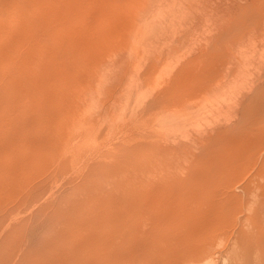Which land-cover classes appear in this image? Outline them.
<instances>
[{
  "label": "rangeland",
  "instance_id": "374dc122",
  "mask_svg": "<svg viewBox=\"0 0 264 264\" xmlns=\"http://www.w3.org/2000/svg\"><path fill=\"white\" fill-rule=\"evenodd\" d=\"M47 1L34 0L30 4L34 13L47 15L44 22L51 26L49 38L61 42L66 34H70L72 40L77 41L83 36L86 41L84 44L68 43L69 47L62 51L50 49L48 55L55 53L49 59L55 57L52 60L62 61L59 68L62 69L63 64L62 70L70 71L72 76L47 86L49 93L44 99L24 98L16 91L18 89H6L14 75L10 79L0 73V88L3 86L0 89V97H3L0 101V264H147L155 254L149 255L150 248L145 252L142 249L147 248L146 243H152L156 228L157 233L162 234H159L161 237L156 234L158 237H153V241L160 237L166 250L161 247L157 254V249L153 248L156 250L153 253L165 254L169 248L166 245L174 246V240L170 242L175 232L172 225L174 207H160L165 216L173 213L172 219L164 217L156 228L152 227L157 220L154 218L157 211L145 205L147 212L141 208L144 213L137 212L139 208L131 204L134 195L128 196L125 190V196L124 189L134 176L142 175L146 180L149 176L159 187L162 178L174 180L177 175L184 179L187 173L213 165L208 157L200 158V161L190 156L185 162L184 156L190 155L189 151L192 155L201 150L204 146L200 139L202 131L209 130L216 121L224 120L225 112L218 113L217 109L231 102L238 87L250 82L247 71H241L239 76L236 74L237 68H233V63L227 59L230 56L223 43L233 42V54L239 59L249 53L248 49L240 48L233 41L234 33L223 34L221 37L225 39L222 40L212 31L214 25L229 19L243 0H72L79 7L78 13L74 14L65 9L71 0ZM22 2L0 0V10L5 12H1L4 13L2 17L0 13V43L3 45L6 41L3 47L12 40L23 39L28 29ZM42 2H46L45 5ZM213 10H222L223 14ZM60 25L66 28L61 30ZM45 32L42 37L47 35ZM218 38L220 43L217 44ZM211 39L217 46L209 44ZM26 43L20 47H26L27 56L38 49H34L38 44ZM249 46L258 57L264 53V42ZM21 48L17 51L21 54L19 58L23 57L21 64L24 65L23 62L30 61L24 51L21 53ZM203 51L214 57L212 54L205 56L207 53L201 56ZM0 59L1 63L3 59ZM19 62L18 67L21 66ZM16 65L13 64L14 70ZM215 65L218 74H222V87L205 91L209 86L203 79L207 69ZM4 66L0 72L3 69L7 73L9 69L6 71ZM9 66L12 72H8L15 73ZM185 68L195 75L198 72L199 80L194 74L189 76ZM247 69H252V65L246 63L244 71ZM4 90H7L6 95ZM259 103L261 108H258ZM255 105L258 131L263 132L264 99H258ZM244 123L240 124L239 130H234L235 125H231L234 128L227 126L226 132L245 134ZM253 139L257 143L255 156L250 160L245 157L249 161L245 159L244 166L241 164L243 167L229 168L232 174L234 170L238 172L240 185L255 173L256 157L258 161L263 158L264 133L254 135ZM224 143L220 141L217 146L221 147L220 151L218 148L214 151L215 154L221 152L220 160L228 148L233 150L228 152L230 158L234 156V149L230 145L225 147L227 144ZM220 171L219 167L216 175H221ZM239 205L228 216L226 214L224 221H219L221 227H213L210 231L208 242L214 240L209 244L215 246L216 253L208 259V264H264V257L256 259L258 252H252L257 250L256 245L249 246L253 243L252 238L247 237L250 230L245 231L251 220L247 217L249 203L243 207ZM128 210H133V219L130 212L125 214ZM114 215L115 221L112 220ZM126 216L132 220H127ZM170 219L171 225H166ZM249 227L254 231L251 222ZM119 232H125L126 236L119 237L112 246ZM243 232L247 233L246 238L241 234ZM137 242L145 243L141 249L137 248L141 253L135 250ZM157 242L152 243L154 247L160 246L161 242ZM247 246L251 249H246ZM169 249L172 252H167L170 255L165 254L164 258L171 260L168 262L155 256L160 261L154 259L155 263L175 264V249Z\"/></svg>",
  "mask_w": 264,
  "mask_h": 264
},
{
  "label": "bare ground",
  "instance_id": "6f19581e",
  "mask_svg": "<svg viewBox=\"0 0 264 264\" xmlns=\"http://www.w3.org/2000/svg\"><path fill=\"white\" fill-rule=\"evenodd\" d=\"M22 1H23L22 2L23 5H24L23 17L28 22V24H27L28 29H26V31H25V34H24L25 36L23 35L24 38L20 39L19 41H17V40L13 41L12 40L13 43H11L12 41L8 42V44L5 47H3V46L6 43V41L3 45H2V43H0L1 44L0 50L1 51L4 50L3 53L0 52V57H2V59H3L0 64H2L3 66L6 65V68H7V69H5L6 71L8 69H9L8 71H10V68H8L7 65L9 66L12 64V66H9V67H12V69H13V71H15V73H10L12 71H10V72L7 71V73H6L5 71H3L4 68L2 65H0V70H1V68H3L2 72H0V73L4 78H10V77H13V75L15 77V78L13 77L12 79L10 78L11 79L9 81L10 84L7 85L6 89H18L16 91L19 92L20 94H22V96L24 98H30V99L31 98H33V99L43 98L44 99L46 94L49 93L47 86H50L51 84H53L55 82H56V84H58V82H61L64 79L67 80V79L71 78L70 76H72L70 71L65 72L62 70L64 67V66L62 67L63 64L61 65L62 69L59 68V65H60L59 62L63 63L62 61H60L58 59H56L57 61L52 60L55 57H53L50 60L49 59L51 57L50 55L55 53L56 50L57 51L65 50L66 47H69L68 43L72 44L75 41V39L72 40L70 34L69 35L66 34L65 37L62 38L61 42L60 41L53 42L51 40L53 37L50 36L51 38H49V35H50L49 31H50L51 26L48 27V25L44 22L47 15L45 13L36 14L33 12V10L31 9L32 5L30 3H31V1H34V0H22ZM56 1L54 0L53 2H56ZM73 2L74 1H72V0L69 1V4L66 5V7H65V9H67L68 13H70V14L72 12L74 14L75 12L78 11L77 8H79L78 5L77 4L75 5V3H73ZM173 2H174V0H173ZM42 3H44L43 5H45L46 2H42ZM234 4H232V6ZM229 5H231V4H229ZM174 7H175V4H174ZM212 7H213V5H212ZM226 7H228V6L226 5ZM220 8H219V10H220ZM228 8L231 9L230 6ZM234 8H232V9H234ZM214 9H216V8H214ZM234 10H237V11H234ZM234 10H232V11H234V13H232V11H231L232 15H230V16H229V13H227L229 16V19L228 18L225 19L226 21H224V22L220 21V25L219 24L214 25V27L212 28V31H213V34L216 32L217 35H220L218 37H221V36L223 37L224 36L223 34H225L227 32L231 33V34L234 33V36H232L234 38L233 41L237 42V45H239L240 48L245 47L248 49L247 52H249V53L247 55H244L245 61H243L244 58L239 59L236 56H234V54H233L234 52L232 51V49L234 47L233 42L228 43L227 41H225L223 43L227 46V47L224 46V48L227 50L228 56H230L227 59L229 60L230 63H233V65L236 66L235 67L232 65L233 68H235V69L237 68L236 74H238V76H239V75H241V71H242V73H245L247 71V73L251 76L249 79L250 82H249V84H245L246 87H244L245 85L238 87L236 93L230 98L231 102H228V103L224 104L223 106H221L217 109L218 113L222 112V111L225 112L224 120H223V122H217L216 121L214 124L209 126L210 127L209 130H203L202 131V133L200 134V139H202V144H204V146L202 145L201 150L197 151V153L194 152L197 155H195L194 153L191 155V151H189L190 153L189 152L188 153L190 155H188L186 153L184 156V159L186 158L185 162H187V159L190 156H193L194 158H199V160H200V158L205 159V157L206 158L208 157V158H211L213 165L208 167V168L205 166L204 168H206V169L201 168V169H198V171H192V173H190V174L187 173L188 176H186L184 179L181 178V176L178 177L177 175L174 177V180H172V178H162L161 177L163 180H162V182L160 181L161 184H159V182H158V185H160L159 187H157V185H155V182L152 181L153 179L151 180L149 178V176H148L147 180L142 175L134 176V178H132L131 181L129 180V182H127L130 185L128 184L129 186H127L124 189V193H125V190H127L126 192L128 193V196L134 195L133 197H135V199L133 200V198L131 197L133 202H131V200H130V202L132 205L133 204L135 205V208L136 207H137V209L139 208L137 210V212L140 210V208L142 209V211H143V209H145V211H146L147 206L149 207V209L152 207L153 209H151V210L157 211V213H155V215H154L155 217L154 216L151 217L152 219H153V217L157 219L156 221L153 220L155 222L152 221L154 224H152V222H151L152 227L156 228V226L159 225L160 221L162 222L165 219L171 218L170 215L173 214V213L169 214L170 210L165 209V210H168V212H169L165 216L166 213H164L163 210L160 212V210H159L160 207H166V208L174 207V215H172V217L174 216V218H173L174 223L172 225H174V231L175 232H174V239H170V242L171 241L173 242V240H174V246L171 244L172 246L166 245V247H169V248L172 247L173 250L175 249L174 250V254H175L174 263L175 264L176 263L182 264V262L187 263V264H199L200 262H203V261L204 262L207 261L206 264H208V259L211 258L212 256H214L216 253V251L214 250L215 246L213 247L211 244H209V243H213L214 240L211 242V240H212L211 239L208 242V240L210 239L209 236L211 234L210 231L213 229V227L214 228H217L218 226L221 227L222 226L221 222L224 221L223 219L229 215V212L231 213V211L233 209H235L236 206H238L239 204H240L239 206L243 207L248 201H249L248 202L249 206L247 209H249L248 211H250V214L247 217H249L251 219L250 220L251 225L254 227V228L251 227L252 230L254 229V231H251V229L249 227L250 222H248V225L246 226L247 230H245V231L250 230V231H248L249 235H247V237L248 238L251 237L252 239L251 238L250 239L253 240L252 241L253 243L251 242L252 245H249V241H248V245L251 247L256 245L257 250L256 251L251 250L253 253L258 252V253H256L258 255L255 256L256 259L259 257H261V258L264 257V252H263L264 251V226L262 225V224H264L263 223L264 222V217H263V215H264V152H263V158L260 159L259 161L257 160L259 158L256 157L255 161H257L256 162L257 163V165H256L257 169H256L255 173L250 177L249 180L247 179V181H244V183L241 185L238 184V182L240 181L238 179V176H239L238 172H236L234 170V172H233L234 174H232V173H230V169H229V168H232L231 166H233V169L237 168L238 167L237 165L241 166V164H242L244 166L246 161H245V163H243V161L245 159H247L245 157H248V159L250 160L251 158H253L255 156V154H256L255 153L256 152L255 147H256L257 143L254 142L253 137H254V135L264 133V131L263 132L258 131L259 130V127L257 124L258 110H256V105H255V101H257L258 99H264V53L260 54L261 57H258L255 53H253L251 51V46H249L251 44L255 45L258 41L264 42V0H243V3L238 4L237 9H234ZM63 11H62V13H63ZM140 11H142V9ZM214 11L216 13L220 12V11L213 10V12ZM1 12H4V11L0 10V13ZM221 12H222V10H221ZM3 14L1 15V17L3 16ZM70 14H69V16H71ZM222 14H223V12H222ZM218 15H220V14H218ZM222 17L223 16H221L220 18H222ZM73 18H75V17H73ZM224 18H225V16H224ZM65 20H64V22H65ZM58 24H60V23H58ZM13 26H14V24H13ZM208 27H210V26H208ZM63 28H66V26L60 25V29L63 30ZM55 30H57V29H55ZM8 31H10V29ZM8 31H5V32H8ZM1 32L4 33V30H2ZM43 32H45L44 34L45 35L47 34L48 36L46 35V36L42 37L41 34ZM231 34H229V35H231ZM10 35H13V34L10 33ZM19 35H21V33ZM73 35H75V34L73 33ZM2 36H4V35H2ZM40 37H42V38H40ZM212 37L214 38L213 35H211V38ZM222 37L220 39H222ZM228 37L229 36H227L226 38H228ZM9 38H11V37H9ZM13 39L15 40V38H13ZM41 39H43V41H41ZM224 39H222V40H224ZM22 40H24V43ZM76 40L77 41H75V42L77 44L78 43L84 44L86 41V40H84L83 36L77 38ZM214 40H215V38H214ZM218 40H219V38H218ZM218 40L216 39V41H218ZM26 41H31V43L34 42L33 44L36 43V45L38 44V46H39V47L38 46L34 47V49L35 48H38V49L36 51H34L32 54H29L28 56H27L28 53H26L28 51H24V49L26 47L24 49H22L20 47L23 44H27ZM211 41H212V39L210 40L209 44L210 43L213 44L214 41H212V42ZM226 42H227V44H226ZM9 43H10V45H9ZM218 43H220V40H219V42H217V44ZM71 44H70V46H71ZM217 44H215V45L213 44V45L217 46ZM214 46H213V48H214ZM208 47L209 46H206V48H208ZM19 48L22 49V50L20 49L21 53L23 51H24L23 54L26 53L25 57L29 58L28 61H30L29 62L30 64L26 63V62H23V63H25L24 65L21 64L22 63L21 60L23 59V57L21 56L22 58L21 59L19 58L21 55V54L19 55V51H17V50H19ZM27 48H29V47H27ZM50 49H54L55 52H52L51 54L49 53L50 55H48V52L50 51ZM206 50H209V48ZM216 50H219V49L216 48ZM207 52H205V53H207ZM29 53H31V52H29ZM205 53L203 51V54H201V56L204 55ZM211 54L207 53L205 56H208V55L210 56ZM212 57H214V55ZM59 58L62 59L61 57H59ZM18 60H20L19 63L21 64V66L23 65L24 67H21V66L18 67L19 66V64L17 63ZM15 63L17 64L15 66L16 70H14V66H13V64L15 65ZM208 63H206V64L208 65ZM246 63L251 64L252 69H247L244 71ZM28 64L30 65V67ZM26 66H28V68ZM228 68H230V66ZM185 69H186V72H189V70H187L188 68H185ZM190 71L195 72L197 70H190ZM207 71L208 72H206V76L203 80H205L204 84L206 86H209V87L205 88L204 90L205 91H206V89H208L207 91L213 90L214 87L216 88V86L221 88L222 82L220 79L222 78V74L221 73L218 74V67L215 65V66L207 69ZM228 71L230 72V70H228ZM8 73H10L12 75L9 76ZM189 73H190L189 76H193L191 74H194L192 72H189ZM189 73H186V74H189ZM196 73L198 74V72H196ZM231 73H230L231 75L234 74L232 71H231ZM189 76L187 75V77H189ZM229 77L230 76H228V78ZM189 78H191V77H189ZM198 80H199V78H198ZM9 82H6V83H9ZM53 85H55V84H53ZM1 88H3V86ZM205 91H203V92H205ZM2 92H3V94H5L7 92V90H4ZM0 94H2V93H0ZM1 98H3V97H0V101H2ZM261 107H262V104L259 103L258 108H261ZM200 112L201 111H199V113ZM262 112H264V111H262ZM207 114H208V112H207ZM201 115H203V114H201ZM200 116H199V118H200ZM244 121H245L244 127L245 128L247 127V130L244 129L245 131H247V132H245V134H242V135L235 134L236 131L234 133L232 132V134L229 132H226V131H228L227 129H229V128H227V126L231 128L235 125L236 128H234L235 127L234 126L233 127L234 130H237V129L239 130L240 124ZM231 125H233V126H231ZM196 138H198V137H196ZM221 138H223L222 139L223 142L225 141V143L227 144V146H225V147H228L230 145L229 147H232L234 149V152H233L234 156L231 155L232 158H230V154H229L233 151V150L230 151L231 148H230V150H228L229 148L228 149L226 148L227 152H226L225 156H223L224 155L223 153H222L223 155L221 154L224 157L223 158L221 156L223 158L222 160H220L221 158L219 156V153H221V152H217L215 154V152H214L216 150L215 148H218L217 147L218 144L220 143V141H222V140H220ZM220 148L221 147L218 148L219 151H220ZM199 149H200V147H199ZM179 153H182V152H179ZM260 154H262V153H260ZM260 154H259V156H261ZM182 155H184V152ZM182 155H180V158L182 157ZM227 155L229 158L226 157ZM204 161H207V159ZM203 162H202L203 165L209 164L208 162H206V163H203ZM218 163H220V164H218ZM253 163H255V162H253ZM243 166H241V167H243ZM256 166H255V168H256ZM219 167L221 170L220 173H222V174L216 175V173H217L216 171L219 170ZM209 168L211 170L207 171V169H209ZM255 168H253V169H255ZM232 171L233 170H231V172ZM253 171L251 172V174L253 173ZM225 172H227V173H225ZM213 173H215V174H213ZM236 173L238 176L236 175ZM237 180H239V181L237 182ZM125 181H128V180H125ZM241 182H243V181H241ZM238 189H239V191H236ZM127 193H125V196H127ZM125 201H126V199H125ZM248 203L246 205H248ZM145 205H146V207H145ZM133 206H132V208H133ZM244 208H246V207H244ZM142 211L140 210V213H144ZM129 212H130V210H128V212L125 214L128 215ZM132 212H133V210H131L130 214H132ZM153 212H151V213H153ZM226 214H227V216H226ZM132 215H129V216H131L133 219L135 217L134 216L135 214H132ZM151 215H149V217ZM246 215H248V214H246ZM114 217H115V215L113 216L112 220L115 221ZM127 217L128 216H126L125 218H127ZM131 217H129L130 219L127 218V220H129V221L132 220ZM164 217H166V218L163 219ZM171 219L168 220V222H166V225L167 224L171 225V223H170ZM259 219L263 220V221H261L262 224L259 223V221H260ZM127 220L124 222L127 223L128 222ZM220 220H221V222L219 223ZM157 221H158V224H156ZM217 222H218V225H216ZM189 225L192 226V227L190 226L191 229H190ZM213 231H212V233H213ZM154 232L158 236H160L162 234V232L157 233V228L155 229ZM154 232H150V234L152 235V234H154ZM250 232H253V233H250ZM244 233L245 232H243L241 234L243 235ZM150 234H148V239H151ZM156 234H154L152 236V243H155V244L158 243L157 242L158 240H159V242H161V240H160L161 236L159 238H154V240H156V239L157 240L155 242L153 241V237H158V236H155ZM246 234H244L243 237L246 236ZM123 235L126 236L125 232H123V233L119 232L118 235H116V238H114L113 242H115V243H113L112 246H114V244H116V240L119 237L121 239ZM194 237H198V238H194ZM238 237H239V235H238ZM244 238H246V237H244ZM191 239H193V240L197 239L198 242L195 243L196 241L193 242V240H191ZM190 241H192L193 243ZM170 242H169V244H170ZM216 242H214V243H216ZM152 243L150 242L148 244L147 243L145 244V243H141V242L138 243L137 242L136 245L139 247L136 246L135 250L141 253L140 249L143 246L148 245L147 248L143 247L142 251L143 252L149 251L148 248H150L151 252H150V254H149V252L147 254H149V255L155 254V255H153L152 259L149 258L150 260L155 259V260L159 261V259H161V258H163L164 260H167V261L171 260L169 257H167L169 259L164 258L167 255L168 256L170 255V254H167V252H170V253L172 252V251H169L170 250L169 248L167 249V251L165 253L167 255H165L163 253L164 252L163 250L161 251V253H163V254L157 255V254H159L158 250L165 247L164 243H162V242L159 243L160 246H158V244H157L158 247H154L153 245H155V244H152ZM143 244H145V245H143ZM149 244L150 245L152 244V245L149 246ZM218 245L220 246V244H218ZM177 246H178V249H177ZM249 246H247L246 249H248ZM137 248H140V249H137ZM151 248L157 249L158 253L157 254L153 253L156 250L153 249V251H152ZM244 248H245V246H244ZM244 248H241V249H244ZM246 249H244V250H245L246 254L248 255L249 251H247ZM249 249H251V248H249ZM164 250H166V248ZM147 254H145V255H147ZM163 255H165V256H163ZM141 256H143V255H141ZM155 256H156V258H159V259L154 258ZM148 260H145V262ZM150 260L147 264H152V263L153 264H159V262H160L159 261L158 263L157 262L155 263V260L153 262H150ZM144 264H146V263H144Z\"/></svg>",
  "mask_w": 264,
  "mask_h": 264
}]
</instances>
